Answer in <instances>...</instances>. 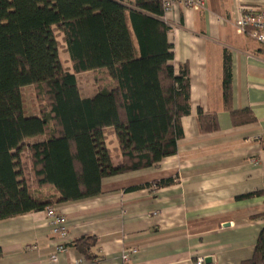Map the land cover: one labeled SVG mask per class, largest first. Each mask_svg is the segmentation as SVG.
I'll use <instances>...</instances> for the list:
<instances>
[{
    "label": "trees",
    "instance_id": "obj_1",
    "mask_svg": "<svg viewBox=\"0 0 264 264\" xmlns=\"http://www.w3.org/2000/svg\"><path fill=\"white\" fill-rule=\"evenodd\" d=\"M162 16L159 0H131L130 6L117 0H0V220L96 196L103 178L176 153L180 119L190 113L189 69L181 64L174 72L170 26ZM61 42L70 69L62 65ZM86 71L98 76L89 98L76 78ZM230 84L224 54L226 105ZM26 86L34 88L37 102L31 115L25 113ZM196 120L202 133L217 130L214 114L199 108ZM110 136L121 157L116 165ZM24 174L53 193L30 189ZM96 243L84 235L72 246L92 259ZM241 264H264V225Z\"/></svg>",
    "mask_w": 264,
    "mask_h": 264
},
{
    "label": "crops",
    "instance_id": "obj_2",
    "mask_svg": "<svg viewBox=\"0 0 264 264\" xmlns=\"http://www.w3.org/2000/svg\"><path fill=\"white\" fill-rule=\"evenodd\" d=\"M205 2L204 8L178 7L161 17L170 26L174 72L181 64L189 69L190 113L180 119L183 135L176 153L151 167L103 178L96 196L52 206L66 219L65 238L52 234L45 210L0 220V264H121L123 253L130 264H194L197 256L209 258L205 264H241L250 258L264 225L259 217L264 213V41L234 31L235 0ZM224 54L231 71L227 105ZM60 59L70 69L69 54ZM80 74L95 73L76 74L89 98L96 79L83 89ZM199 108L216 116V131H199ZM108 146L119 164L111 136ZM25 174L30 189L53 193ZM167 178L172 184L154 186ZM84 235L97 238L92 259L72 246ZM59 246L66 250L57 252Z\"/></svg>",
    "mask_w": 264,
    "mask_h": 264
},
{
    "label": "built area",
    "instance_id": "obj_3",
    "mask_svg": "<svg viewBox=\"0 0 264 264\" xmlns=\"http://www.w3.org/2000/svg\"><path fill=\"white\" fill-rule=\"evenodd\" d=\"M264 0H235L236 17L234 20V31L237 34L247 36L252 40L264 41ZM163 14H170L176 11V8L183 9H201L206 6L205 0H159ZM46 215L50 221V229L53 235L59 238L67 236V225L65 217L56 211L54 207L45 209ZM66 248L59 246L57 252H63ZM134 252V251H133ZM129 254L121 255V264L129 263ZM57 253L51 256L56 260ZM194 264H205L203 256H197Z\"/></svg>",
    "mask_w": 264,
    "mask_h": 264
},
{
    "label": "rangeland",
    "instance_id": "obj_4",
    "mask_svg": "<svg viewBox=\"0 0 264 264\" xmlns=\"http://www.w3.org/2000/svg\"><path fill=\"white\" fill-rule=\"evenodd\" d=\"M68 55V53H65V50L61 47L60 48V56L64 60V58ZM84 74H80L78 76L79 78V84L83 89H86L87 86H90V84L93 83L94 78L96 79L97 73L95 74H89L88 78ZM23 92V99H24V105H25V113L28 115H31L32 113H35V109L37 107V102L35 99V94H34V88L32 86H26L23 87L22 89Z\"/></svg>",
    "mask_w": 264,
    "mask_h": 264
},
{
    "label": "water",
    "instance_id": "obj_5",
    "mask_svg": "<svg viewBox=\"0 0 264 264\" xmlns=\"http://www.w3.org/2000/svg\"><path fill=\"white\" fill-rule=\"evenodd\" d=\"M209 261H210L209 258H206V259H205V263H208Z\"/></svg>",
    "mask_w": 264,
    "mask_h": 264
}]
</instances>
